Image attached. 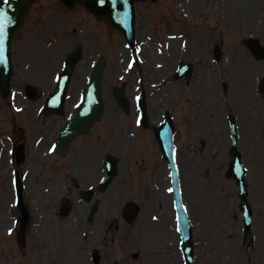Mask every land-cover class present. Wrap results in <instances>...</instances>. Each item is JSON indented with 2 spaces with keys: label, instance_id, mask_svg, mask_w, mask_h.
<instances>
[{
  "label": "rangeland",
  "instance_id": "rangeland-1",
  "mask_svg": "<svg viewBox=\"0 0 264 264\" xmlns=\"http://www.w3.org/2000/svg\"><path fill=\"white\" fill-rule=\"evenodd\" d=\"M50 1L34 0L23 27L15 34L12 44V54L16 60L14 81L16 82L21 77V67L17 63V57L19 58L20 53L24 52L25 54L26 51H30L31 49L29 48L32 45H43L44 42L48 40L52 41L55 38L60 40L57 33L64 35L68 43V48L76 45L83 48L82 61L76 67L72 78V89L75 85H78L77 83H84V76L91 70L90 61L98 60V56L101 54L106 57L102 72V88L105 102L103 119L107 121L114 119L115 133L109 140V125L113 123L105 126L104 122H102L97 129L103 135L100 143L104 150H108L109 144L111 141L113 142L115 155L120 161V176L117 182L120 184L125 183L122 192L119 191L120 185L115 186L111 192L115 194L118 201L115 202V209L121 203L119 202L121 196L124 193H128L132 199L139 201L138 204L141 206L142 212L136 224L132 228H129L130 246L126 252V264H149L147 258H150L151 264H162L161 260L164 253L166 256L172 257V264L175 261V246H172L170 241V250L168 252H163L162 249H155L157 246L162 245L163 242L165 244L169 238L174 242V232L169 236L166 231H162L161 238L159 240L154 239V236H157L156 234L159 233V227L156 222L151 220L152 213L148 215L143 214L144 210L153 207L155 203L144 201L146 197H153V195L150 193L149 185L143 191L140 189L141 181L139 175L143 167L149 169L148 175L150 169L155 167L157 170L156 177H158V163H160L164 179L163 188L166 184V163L161 161L158 147L155 142L150 140V135L143 142V148L148 151L149 146L150 150L148 153L151 155L145 154L140 156L143 162L137 165L138 168H133L136 173L133 186L126 179L128 166H131L130 161L132 160L131 162L133 163V160L138 158L134 155L139 149L137 148L138 144L131 147L132 151L127 153V146L130 144L129 139L127 142H123V139L126 137L125 133L132 131L125 120L131 122L135 115L131 96L134 93L132 86L136 85V76L138 74L139 77L143 78V83L147 88L146 102L149 114L157 115V111L160 113L163 111L164 113L165 110L171 112V110L178 106L177 117L180 119V131L178 132L176 140L180 146L178 150V161L185 191L184 200L190 209L192 224L195 225L194 233L197 244V263L264 264V253H262L264 249L261 248L263 245H260L258 240L256 242L251 241L252 236H246L242 232L241 221L234 219V215H237L236 204L238 201L234 184L232 182L225 183V178H222L221 175L213 176L219 188L224 191L222 195L219 190L218 195L220 197L215 195L216 199L220 200L221 198L222 200L218 203V206L216 204L217 210L212 215L215 208L208 205V202H210L209 199L204 201L203 194L193 184L196 175L191 173L188 158L186 157V150L192 145L187 122L191 118L189 113L194 112V114L199 115V118L204 119L205 122L210 121L213 124L212 127H209L210 129L208 128L205 131H210L209 134H211L212 138L203 137L202 139L205 145L202 146L199 144L198 146L202 147L205 158L208 157L210 160H218L217 170L223 172L225 163L222 165V161L219 158L222 157V150H224L223 148L227 145V142L221 137V128L214 123L217 118H222L223 116L222 101L217 85L220 72L217 71L216 64L208 60V52L212 50V43L218 42V40L223 41V44L226 46L227 55L232 53L236 57L242 51L239 42L242 38L257 37L264 43V0H156L157 2L155 4L150 1L137 3L135 6V37L138 43L137 47L141 48L140 63L142 66L136 69V74L129 76L125 72V62L129 56V51L125 48V41L119 32L114 31V35L110 34L107 36L106 42L104 36L97 35L94 32L95 36L89 42V40L87 41L81 35L74 32L80 28L78 25L74 26L72 24V21L76 20L77 6L74 7V10H67L60 4V6L58 4L51 6ZM236 6L241 8L240 12L234 10ZM54 11H61L64 15V23L69 22V25H63L64 28L62 27V31H60L61 25L51 24L52 21L58 22L59 18L57 13L49 17ZM230 18L235 22L234 24L230 22ZM48 19L51 22L47 29H54L55 33L49 37H43L46 29L45 25L49 22ZM71 25L74 27L73 30L71 29ZM204 32L208 36L207 34H203ZM173 34L176 40L169 44L170 40L168 39ZM181 34H185V49H182L179 44ZM84 36L87 37V34ZM203 39H207L206 43L203 42ZM108 41L110 42L107 43ZM228 42L233 46H228ZM175 55H177L178 59L189 61L194 66V77L191 79V85L188 88H184V82H172L170 75L174 67L173 57ZM31 56H33V52L27 54V57ZM223 64L221 63L220 66ZM245 64H250V61L247 59ZM47 73H51V66H48ZM263 74L264 63L260 62L257 65L255 77L260 78ZM121 75L126 76L124 81L117 80ZM158 80L160 82L164 80V83L159 86L158 84L156 85L158 87L157 91L154 89L155 87L151 88L150 84H154ZM118 86L126 88V96L130 100V113L127 116L122 114L113 100L114 88ZM202 89L204 91L197 96L198 92L200 93ZM215 91L217 99H214L209 94ZM0 111L1 113L4 111L1 101ZM113 113H115V116ZM262 130L264 128L260 126L258 129L259 133ZM91 137L96 136L91 135ZM257 144L261 147L260 152L263 153L264 139L262 138V141ZM246 165L250 168L253 167L249 161H246ZM262 171H264V159H262L258 170L260 180H257L253 187L255 191H264V176L261 175ZM192 177L194 180H190ZM1 185L0 183V187ZM7 188L3 186L2 191L5 192ZM161 192H158V194H161ZM200 196L202 199L201 202H198ZM5 199L8 201L7 195L3 196L4 202ZM217 202L219 201L215 203ZM161 214L164 215V213ZM203 222H208V224ZM166 224L169 225L168 230L171 231L174 226L172 216L170 220H166ZM153 226L157 229H153ZM9 241L15 245L14 239L10 238ZM45 243V238H42L40 243H38V248L45 246ZM203 247H207L208 251H210V258H207L202 253ZM25 252L27 253V249ZM8 253L10 256L18 255L19 257L20 251L17 252V250L13 251L11 249ZM131 253H139L142 257L138 258L137 261H133L130 259ZM36 254L38 255L37 252ZM42 258L45 259V256ZM33 260H30L28 264L32 263ZM21 263L24 264V262ZM15 264H18V261H15Z\"/></svg>",
  "mask_w": 264,
  "mask_h": 264
},
{
  "label": "flooded vegetation",
  "instance_id": "flooded-vegetation-1",
  "mask_svg": "<svg viewBox=\"0 0 264 264\" xmlns=\"http://www.w3.org/2000/svg\"><path fill=\"white\" fill-rule=\"evenodd\" d=\"M218 45L221 48L223 43L221 42ZM227 45L233 46L231 43ZM223 51L220 60H223V57L227 60L226 46ZM239 57V54H237V57L232 53L229 54L228 59L231 63H228L227 61L224 62L220 69V73L227 81H223L226 82L225 87H223L222 84L223 92H221V96L223 116L221 119V128L223 138L227 142H230L232 136L230 125L233 122L236 126L237 148L240 157L241 159L245 158L246 161L251 162L253 165L251 168L248 167L249 175L248 173L246 174L248 177L247 185L250 190V188L253 189L258 179V161H260V158H264V152H260L261 147L257 144L262 141V138L264 139V130L260 131V133L258 131L260 126L264 128V120H260V117L264 119V98L260 96V99L262 100L261 103H258L255 99V71L257 68L256 63L258 61L251 58L252 60H250V64L246 65L243 61L244 56ZM192 117L193 120L189 123L188 129L190 131L191 142L197 144L201 141V138L205 134L206 129L210 126V123L205 122L204 119H201L198 116ZM177 122L178 118L176 114V122L173 124L174 131L178 130ZM110 124L109 133L106 130L109 140L115 133L114 120L111 119ZM51 126L52 125L49 126V130H51ZM151 133V129H144L140 130L138 134L142 141L145 142L146 137ZM47 135H49V133L45 131L44 136ZM110 145L111 146L108 149L110 152L109 154L114 155L115 150L112 141ZM99 147L100 145L98 143L94 144L88 138L76 146V149L81 151L80 154L82 156H78V159L72 161L69 166L65 162V158H63V160L58 159L52 167L44 165L42 168H38L36 166L37 163L34 161V164L30 168V173L34 180L32 188L34 193L37 192L38 195L43 189H51L53 196L61 195L69 200V202H67L69 204V210L66 216L61 214L63 211L62 206L65 202H62V198L60 197L59 200L54 202H30V206L34 208V210H32L33 215H39L41 213L40 222L42 225L40 229L42 230H40V234H44L48 245L50 246L47 252L48 258L46 257L43 262L38 261L36 264H126V252L130 246L128 228L118 231L119 228L115 221V224L112 222V224L107 227L103 236L100 237L98 233L99 221H111L119 215L120 220H122V209H115V202L118 201L115 194L111 191L115 186L120 185L119 191L122 192L125 187V183L120 184L117 182L118 177L111 182L105 193L100 194L96 191L98 182L104 175L102 160L98 161L100 152ZM194 150L195 147L192 151L194 157L201 153V150ZM226 151L228 154L229 146L226 148ZM134 155L138 158H135L133 163L131 162L132 160L130 161L131 166H128L126 173V179L130 182L131 186L134 185L136 178V173L133 168L136 169L137 165L143 162V159L140 158V156L145 155V148L139 147ZM36 169H38V172H35ZM148 170L147 167H143V170H141L139 175L141 181L140 189L143 191L146 189L147 185H149L150 193L153 197H146L144 201L155 203L153 207L144 210L143 214H168L171 210V202H164L162 199L154 198L158 197L157 187L159 186V181L158 177H156L157 170L155 167H152L149 175ZM72 178L76 179L75 181L78 184V188L72 186ZM89 188H92L94 198L91 202H86L81 197L80 190H87ZM255 192L260 201L256 202V205L258 203L257 210L259 213L264 208V191ZM40 200L41 199H39V201ZM127 201L139 202L132 199L128 193H124L119 202ZM93 204H97L98 209L90 217V212L94 206ZM89 217L90 219H88ZM83 227L84 229H82ZM55 228L60 229L65 235L66 243L61 242L60 234L54 236L53 242L49 241L50 236L57 231L54 230ZM91 228L92 230H90ZM153 229H155L154 226ZM87 230L90 236L87 240V236L84 238L86 243L84 245L81 235L84 233L87 235ZM257 230L259 232L258 235L260 236L255 235L253 241L256 242L258 240L260 245H263L261 248L264 249V212L257 221ZM162 231L163 227L159 224V233L156 234L157 236H154V239L159 240ZM116 235H118V237H116ZM155 249H158V246ZM97 252L100 254V260L98 263L92 261V254ZM141 257L142 256L139 254L138 258ZM147 259L148 263L151 264L150 258ZM161 263L172 264V257L167 258L166 254H163ZM174 264H176L175 261Z\"/></svg>",
  "mask_w": 264,
  "mask_h": 264
},
{
  "label": "water",
  "instance_id": "water-1",
  "mask_svg": "<svg viewBox=\"0 0 264 264\" xmlns=\"http://www.w3.org/2000/svg\"><path fill=\"white\" fill-rule=\"evenodd\" d=\"M30 3V0H17V1H12V2H8V3H4V5L0 6V9L3 10V12L5 13V25H4V30L2 35H0V40H2V43H0V67H8V61L6 63L5 56H7V52L6 49L8 50V45H9V39H10V34L12 32V30L17 27V25L20 23L22 15L24 14V12L26 11L28 5ZM105 9L108 10L109 8L112 7L111 4V0H107L105 3ZM116 7L117 9L121 6H123V0H119L118 2H116ZM117 12V16L121 19H123V12L122 11H118L116 10L114 13L113 11L110 13L112 15V17L114 18V14H116ZM122 15V16H120ZM125 25L126 27L129 28V22L131 25V20H129V22L127 21L128 18H125ZM119 24H121L119 22ZM2 45V46H1ZM3 55V58H2ZM8 69H6L7 71ZM6 71L3 74H6ZM0 76H1V72H0ZM94 80H93V84L96 85L97 87V101L94 103V108L92 113H90V115L87 118H83L81 115V112L76 116L79 120L83 121L84 123H90V121H92L93 119H98L101 113V109H102V101H101V97L99 96V78H100V68H98V70L96 71V73L94 74ZM5 80V79H4ZM6 81V80H5ZM2 86H4V82L1 83ZM180 224H181V233L183 235V240L186 241V226L185 223L180 220Z\"/></svg>",
  "mask_w": 264,
  "mask_h": 264
},
{
  "label": "snow or ice",
  "instance_id": "snow-or-ice-1",
  "mask_svg": "<svg viewBox=\"0 0 264 264\" xmlns=\"http://www.w3.org/2000/svg\"><path fill=\"white\" fill-rule=\"evenodd\" d=\"M4 3H8V0H3ZM5 25V13L0 11V35H2ZM2 43V41H0ZM171 191V190H170Z\"/></svg>",
  "mask_w": 264,
  "mask_h": 264
}]
</instances>
